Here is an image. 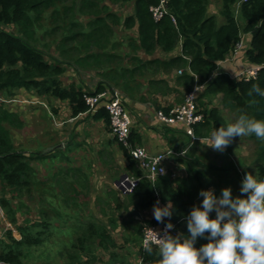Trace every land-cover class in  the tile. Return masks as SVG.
Instances as JSON below:
<instances>
[{"label": "trees", "instance_id": "1", "mask_svg": "<svg viewBox=\"0 0 264 264\" xmlns=\"http://www.w3.org/2000/svg\"><path fill=\"white\" fill-rule=\"evenodd\" d=\"M107 1L112 4H132L133 11L121 16L112 11ZM165 1L167 12L161 19L155 20L150 7L159 5L161 0H0V206L6 209L20 235V238H16L11 229L6 230L0 240V261L24 264L28 248L41 245L46 240L44 234L49 227L46 219H24L19 222L12 202L7 197L8 190L16 193V196H22L26 192L31 194L33 186L38 185L32 165L35 154L28 155L23 149L17 148L13 141L12 130L24 127L21 111L14 110L7 101H29V97L23 93L26 91L37 97L68 101L74 116L86 112L88 106L83 98L85 90L75 84L67 85L62 79L68 66L99 70L104 81L99 82L95 92L115 86L129 97L143 100L146 97L141 94L144 86L138 81L140 78H149L147 92L150 95L176 93L182 96L181 102L185 92L192 90L195 85H204L197 97L198 109L204 119L194 125L197 139L190 137L192 141L200 142L199 137L230 123L224 115L226 110L234 114V119L241 112L264 118V97L249 95L254 83L264 88V0L242 2L238 14L236 4L240 0H221L219 16L210 12L209 0ZM79 16L88 17L89 20L82 22ZM44 21H48V27ZM116 28H136V35L128 36L124 43L116 38ZM242 35L246 37L244 56L248 64L262 67L256 78L248 80L234 79L232 74L219 67L221 62L228 60ZM123 46L127 52L125 56L118 52ZM179 46L180 53L172 54ZM51 49L56 54H51ZM141 51L149 59L138 56ZM158 52L163 56H155ZM127 57L131 67L125 65ZM173 73L174 86H170L165 78H154ZM216 98H219L218 103H215ZM154 105L156 109L163 110L157 101H154ZM170 110L167 108L164 111L169 113ZM99 113L110 126L107 112L102 109ZM247 136L256 143L253 159L255 175L264 178V140L254 134ZM129 141L134 147L139 145L140 138L132 131ZM119 146L128 162L126 171L137 176L139 181L134 192L125 195L123 201L115 192H110L115 198L111 197L109 204L117 199V208L126 209L128 222L141 237L137 243L142 264H155L159 259L155 248L148 252L140 247L143 225L149 221L157 222L156 219L144 217L145 211L153 207L157 200L160 203L171 200L173 215L166 218L165 222L170 219L181 233L188 234L186 216L194 205L198 206L200 190L212 187L215 194L220 195L224 188L222 183L230 187L227 175L231 170L226 165L212 167L221 178L224 177L214 183L200 169L199 162L194 161L193 166L187 167L186 176L173 177L169 170L167 174L151 181L138 167L130 149ZM216 152L219 156H232L233 138L224 151ZM240 165L244 166V162ZM233 166L241 185L243 179L239 166ZM69 188L77 192L73 185ZM62 197L66 202L70 201V198ZM131 207L142 218L134 216ZM41 212L44 216L46 211L42 209ZM214 217L215 211L210 213V218ZM107 219L108 224L94 218L75 226L77 238L71 241L73 251H68L67 264H129L117 252L120 245L112 234L118 228L117 220L109 215ZM133 242L136 243L135 238ZM207 242L205 237H199L195 246ZM98 249L108 255V260L96 255Z\"/></svg>", "mask_w": 264, "mask_h": 264}, {"label": "crops", "instance_id": "2", "mask_svg": "<svg viewBox=\"0 0 264 264\" xmlns=\"http://www.w3.org/2000/svg\"><path fill=\"white\" fill-rule=\"evenodd\" d=\"M180 51L181 47L179 46L172 54H179ZM138 56L144 60L149 59L142 51L138 53ZM155 56L161 57L163 55L158 52ZM243 64L247 65L243 66ZM125 65L131 67V64L128 63V57L125 59ZM248 66L250 65L243 52L234 60L221 62L219 67L234 75L239 70ZM99 72L96 69H83L71 65L68 66L62 79L67 85L75 84L81 87L82 90L94 91L99 82L104 81ZM154 78H165L169 81L170 86H174V73L157 75ZM148 80V77L138 80L144 86L143 91H141V94L146 97L144 100L139 97L131 98L122 91L125 105L132 118L131 132H135L140 138L139 146L145 147L152 154L159 153L165 149H173L176 151L179 155L172 158L169 167L178 173L177 176H186L187 167L193 166L194 161H198L199 165H201L199 166L200 169L207 174L206 176L210 181L214 183L219 182L220 180L218 179L224 177L221 178L217 170L212 168L214 167L213 163L209 160V158L220 157L216 150L211 146L203 145L201 141H192L184 130L178 127L167 126L160 122L156 116L158 109H156L154 101H157L163 110L167 108L172 109L176 104L181 102L182 96L176 93L150 95L147 92ZM23 93H26L25 95L29 97V102L23 104L17 102L11 105L14 110L21 111V116L24 120L22 130H12L13 141L17 148L23 149L28 155L35 154L33 156H36L32 165H34V168L39 167V169H42L41 182L45 185L42 193L43 195L45 192L47 193L45 206L48 204L47 197L49 195H53L56 198L62 196L60 190L55 191L52 187L49 189L46 186L51 184L54 178V183L56 184L59 181H62V183L65 181L68 182L69 180L65 178L66 175L63 176V170L65 169H67V174L70 172V176L73 179L69 182L70 184L73 183L77 192L80 188L78 182L85 184L86 187L88 185L92 186L91 194L89 195L91 199L90 206L92 208L96 207L95 200L100 191L106 195L114 191L118 193L120 201H123L125 195L117 190L113 184L122 175L130 174L126 171L128 162L122 149L115 140L106 119L99 113L102 109H98L94 113L82 112L74 116L72 106L68 101L37 97L26 91ZM51 145L56 148L59 147L64 151L65 158L63 160H66L63 162L64 164L51 163L47 165L42 161L44 157L53 156L54 152L52 149H55V147L50 148ZM184 149H186V152ZM42 151L45 153H42ZM227 166L229 167V165ZM231 173L233 172L230 171L228 173L227 179L232 189V186L235 185L234 183L238 181L235 179L233 181L229 180L235 177ZM48 180L50 181L48 182ZM96 184L103 185L102 188H99L100 191H96V188L93 187ZM224 184L222 183V185ZM72 194H66V197H72ZM232 194L233 197L246 196L245 193H241L240 191L238 193L234 189H232ZM166 203H160V205L163 206ZM132 209L134 208L131 207L130 211ZM121 210V214L126 216V209L123 207ZM144 217L155 219L153 207L145 211ZM138 218H142V216ZM8 229L13 231L16 238H20L19 234L17 235L16 233L15 226L10 225L6 214L0 206V240L3 239L4 233Z\"/></svg>", "mask_w": 264, "mask_h": 264}, {"label": "clouds", "instance_id": "3", "mask_svg": "<svg viewBox=\"0 0 264 264\" xmlns=\"http://www.w3.org/2000/svg\"><path fill=\"white\" fill-rule=\"evenodd\" d=\"M203 87L197 85L198 90ZM253 94L264 97V88L254 83L249 90V95ZM250 134L264 140V118L241 112L234 122L199 138L203 145L224 151L233 137ZM239 191L247 195L233 197L231 187L223 188L220 195L212 189H201L202 206L194 205L186 216L188 234L173 235L168 231L174 224L170 219L165 222L164 218L173 215V203L169 200L161 206L157 200L153 215L165 227L162 235L146 227L154 235L144 240V249L152 252L155 246L159 257L155 264H264V178L247 172ZM213 211L215 217L210 218ZM199 237H205L208 242L196 247Z\"/></svg>", "mask_w": 264, "mask_h": 264}, {"label": "rangeland", "instance_id": "4", "mask_svg": "<svg viewBox=\"0 0 264 264\" xmlns=\"http://www.w3.org/2000/svg\"><path fill=\"white\" fill-rule=\"evenodd\" d=\"M117 14H120L121 16H126L128 14H131L133 11L132 4H112L110 2H106ZM221 0H209V9L210 12L216 14L219 16V11L221 8ZM214 9V10H213ZM237 12V11H236ZM238 14V13H236ZM222 19V16L220 17ZM78 19L82 22H87L89 20L88 17L85 16H79ZM45 26L48 27V21H44ZM41 34V31L39 32ZM130 35H136V28H133L131 30H120L116 28V38L123 40L124 43H126V39ZM124 45V44H123ZM51 54H56L54 49H51ZM122 55H127V52L125 51V47L123 46L121 49L118 50ZM247 64H243V66H246ZM217 101L215 103L219 102V98H216ZM13 104H10V107ZM224 115L227 118L229 122H234L235 117L233 113H230L228 110L224 111ZM13 130H20V129H13ZM22 130V129H21ZM191 139V138H190ZM233 145H234V153L232 156L226 157L225 155H221L219 158H209L211 163H213L214 167H220L221 165H229L228 168L233 172L231 175L235 176V180L239 181L237 178V174L235 175V168L233 165L239 166V171L241 172V178L243 179L245 174L247 172H251L253 175H255V169L253 166V159H254V153L256 151V143L254 140H251L248 138L247 135L245 136H236L233 137ZM55 146H50V148H53ZM44 150V149H43ZM54 154L51 157H44L42 158V161L45 162L47 165L53 164H64L63 162L66 160H63L65 158L64 151L61 150L59 147H55V149H52ZM42 153H45L42 151ZM242 161L244 162V166H241ZM33 164V163H32ZM34 166V165H33ZM233 167V168H232ZM245 167V168H243ZM63 169V168H60ZM66 170H63V173L65 178L72 181V176H70V172L67 174ZM41 171L42 169H39V167H35V177H36V183L38 185L33 186L32 193H24L22 196H16V193H12L10 190L7 192V197L10 198L13 209L16 212V215L18 216L19 222H22L24 219L29 220H41L46 219V222L49 223V227L46 229V232L44 234L45 241L38 246H32L28 248V252L26 253V257H24L23 261L24 264H67L68 258L67 254L68 251H73L71 249L72 242L77 238V234L74 230H76L75 226L78 225V223H86L90 220H93L94 218H99L103 223L108 224L109 219H107V216H112L117 220L118 228L114 229L112 231V234L117 239L120 247L117 249V252L121 254L122 257L126 258V261L129 264H138L143 262V259L141 257V254H139L137 243L138 240H140L141 237H139L136 232L133 230V226H131L130 222H128L127 219V213L126 216H123L121 214V209L117 208V199L114 203H110L111 197L114 195L105 194L104 192L100 191L99 188H102L103 185L96 184L93 186L96 188V191H100L99 194L96 196L95 200V208H92L90 206L91 199L89 198V195L91 194V185H88L86 187L85 184L79 183V190L78 192L72 191L70 182L65 181L62 183V181H59L57 184L54 183L55 178L53 181H51V184L47 185L50 189L52 187L55 191L60 190L62 191V196H66V194H72L73 198L70 199L69 202H66L63 197L56 198L53 195H49L47 197L48 204L45 206V197L46 192L43 195V190L45 188V185L41 182ZM66 173V174H65ZM43 174V173H42ZM68 175V176H67ZM239 176V173H238ZM44 178V177H43ZM64 178V179H65ZM49 179V177H48ZM220 180V179H218ZM217 180V181H218ZM50 180H48L49 182ZM40 183V184H39ZM42 184V185H41ZM235 185L232 186V189L237 190L239 193V189L241 187L240 182L234 183ZM63 185V187H62ZM223 187H227L226 184L222 185ZM74 187V186H73ZM238 187V189H237ZM215 191L214 188H210ZM95 190V189H94ZM72 191V192H71ZM80 191V192H79ZM71 192V193H70ZM114 192V191H113ZM108 193V192H107ZM115 194L118 196V193L115 192ZM246 194V193H245ZM120 195V194H119ZM247 195V194H246ZM115 198V197H113ZM119 198V196H118ZM125 199V197H124ZM203 197L199 198L197 200L198 206L201 205ZM49 209H48V207ZM2 210L6 214L8 218V222L10 225L13 226L12 221L7 214V211L5 208L1 206ZM47 208V213H43L42 215L41 210ZM45 210V211H46ZM106 213V214H105ZM43 220V221H44ZM75 228V229H74ZM17 235L19 232H16ZM20 236V235H19ZM134 238L136 239V243L133 242ZM126 239H132V241L128 242ZM72 241V242H71ZM27 250V248H25ZM96 255L101 258L102 260H108V255L103 252L102 250L98 249L96 251ZM96 264H102V263H96Z\"/></svg>", "mask_w": 264, "mask_h": 264}, {"label": "built area", "instance_id": "5", "mask_svg": "<svg viewBox=\"0 0 264 264\" xmlns=\"http://www.w3.org/2000/svg\"><path fill=\"white\" fill-rule=\"evenodd\" d=\"M244 1L247 0H240L236 4V13L239 12L240 4ZM150 12L155 20L161 19L167 12L166 1L161 0L159 5L150 7ZM172 19L175 22V19L173 17ZM245 49L246 37L245 35H242L240 39L235 43L232 53L228 60L236 59V57L243 53ZM261 68L262 67L260 65H250L246 68L239 70L233 75L232 78H245L246 80L256 78ZM180 72L181 71H179V73ZM202 89L203 88L198 90L197 85H195L192 90L185 92L183 101L179 104H176L169 111V113H166L164 110H157L156 116L158 120L167 126L178 127L184 130L187 135L192 137L193 140H196L197 138L194 136L193 129L194 125L202 122L204 119L203 113H201L198 109L197 103L198 93ZM83 98L88 106L86 112L94 113L97 112L98 109H104L107 112L110 120L111 132L115 140L120 145L130 149V153L133 159L136 160L138 167L143 171L144 175L148 177V179H150L151 181H155L157 177L167 174L169 170L172 171L173 177H177L178 173L174 172L169 167L172 158L179 155L173 149H165L159 153L152 154L149 153L147 149L143 146L137 145L131 147L129 137L131 133L132 118L129 110L125 105L124 94L120 89L110 87L101 92H95V90H85ZM7 102L10 104L17 102L21 104L24 103V101L14 99L8 100ZM159 157H161L160 161L158 159ZM160 168H163L164 171L160 172ZM138 181L139 178L137 176L131 173L124 174L117 181L114 182L113 186L117 190H119L123 195H130L134 192ZM166 218L168 217H165L164 221ZM146 227L151 228L153 231H156L157 233H160L162 235V230L165 227V223L160 221H157L156 223L149 221L143 225L142 239L140 242V247L142 250H145L143 247L144 240L150 237L151 235H154L153 233H150ZM168 231H170L173 235L181 233L177 228L176 224H174V228Z\"/></svg>", "mask_w": 264, "mask_h": 264}, {"label": "water", "instance_id": "6", "mask_svg": "<svg viewBox=\"0 0 264 264\" xmlns=\"http://www.w3.org/2000/svg\"><path fill=\"white\" fill-rule=\"evenodd\" d=\"M131 213H132L134 216L141 217V214H140L136 209H132V210H131Z\"/></svg>", "mask_w": 264, "mask_h": 264}]
</instances>
